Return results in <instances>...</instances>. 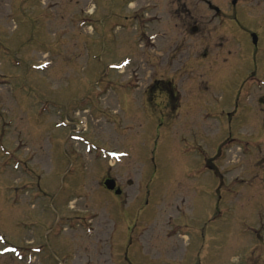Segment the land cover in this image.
Wrapping results in <instances>:
<instances>
[{"label":"rangeland","instance_id":"rangeland-1","mask_svg":"<svg viewBox=\"0 0 264 264\" xmlns=\"http://www.w3.org/2000/svg\"><path fill=\"white\" fill-rule=\"evenodd\" d=\"M258 98L264 0H0V264H127L130 235L135 264L196 233L235 242L234 196L247 219L264 207Z\"/></svg>","mask_w":264,"mask_h":264},{"label":"flooded vegetation","instance_id":"flooded-vegetation-1","mask_svg":"<svg viewBox=\"0 0 264 264\" xmlns=\"http://www.w3.org/2000/svg\"><path fill=\"white\" fill-rule=\"evenodd\" d=\"M235 27V26H234ZM247 33L251 36L252 33H255L257 36V43L253 44V50L254 54L257 55L259 52V37L258 34L254 31H251L249 29L246 30ZM259 31V30H258ZM260 32V31H259ZM253 75V72L252 74ZM249 78H245L243 80V84L246 83ZM161 82L158 84H154L153 87L159 86ZM169 85V91H168V98H165V100H168V105L172 107L169 98L175 97L174 94L172 93V90L174 87L171 86L170 82L167 83ZM249 86V85H248ZM247 86V87H248ZM251 87V86H250ZM154 89V88H153ZM246 89V88H245ZM243 89V91H245ZM171 94V95H170ZM248 93L246 92L245 94V100L247 103V97ZM257 102L259 104H262L264 102L263 98H258ZM232 117L235 116V112H232ZM108 177H104L102 179V183L104 180H106ZM264 185V176L263 179L261 180ZM229 187L230 184L225 183L223 179H219V188L223 186ZM117 189H121V186H119L115 182V188L113 191H109L110 193L113 192ZM228 189V188H227ZM226 189V191H227ZM120 194L116 196H120ZM228 197H231L229 195H218L219 201L217 202H227L229 199ZM240 196L236 195L234 196L236 200V225L238 224L236 231L234 230V237H235V242H225L222 244L221 248H211L210 249V243L206 242L207 238L210 239L212 236L209 234L206 235L205 232H202L201 234H197V242L195 243H174V246L167 247V248H159L162 246L164 243H155V247L158 246V249L162 253H159L158 259L159 260H154L157 258V255H155L153 259V264H264V207H261L260 204L258 203L254 205V208L251 210L250 214V219H247L248 216L244 217L243 212L241 209L242 202H240ZM252 202V201H251ZM250 202V203H251ZM217 214L219 215H224L225 217L222 219V225H227L228 223H231V218L228 216V209L227 207H223L222 209L217 208ZM168 227L169 230L165 232L163 235L164 240H174V227H181L182 224L176 225L177 222L174 219V216H168ZM238 218V220H237ZM216 217L213 219L207 218L206 221L202 222V231L204 230L205 226L207 224L211 223ZM130 227V226H127ZM223 227V226H222ZM200 228V225H199ZM224 228V227H223ZM228 228L230 230V224L228 225ZM196 231H198V228H196ZM123 238V237H122ZM132 236H127L126 237V243L124 244L125 251L123 254V260L127 264H135V261L131 259V257L128 255V249L133 245L132 242ZM116 244V243H115ZM170 244V243H169ZM160 245V246H159ZM117 247H114L116 249V253H119V244H116ZM153 246V247H154ZM157 248V247H156ZM169 249V251L167 250ZM124 250V249H123ZM166 250V251H164ZM211 251V252H209ZM163 254H165L166 257L163 258ZM170 256L168 259L167 257ZM29 263V261H28Z\"/></svg>","mask_w":264,"mask_h":264},{"label":"water","instance_id":"water-1","mask_svg":"<svg viewBox=\"0 0 264 264\" xmlns=\"http://www.w3.org/2000/svg\"><path fill=\"white\" fill-rule=\"evenodd\" d=\"M236 0H233L232 3L235 4ZM256 35L255 34H252V41L253 43H256ZM104 185L106 186L107 189H113L114 186H115V183H114V180L112 179H107L105 182H104ZM116 193H119V191H117Z\"/></svg>","mask_w":264,"mask_h":264}]
</instances>
